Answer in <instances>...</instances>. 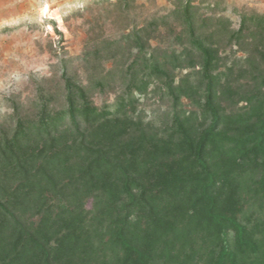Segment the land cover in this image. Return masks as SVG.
<instances>
[{"label": "trees", "instance_id": "obj_1", "mask_svg": "<svg viewBox=\"0 0 264 264\" xmlns=\"http://www.w3.org/2000/svg\"><path fill=\"white\" fill-rule=\"evenodd\" d=\"M190 11L197 64L138 36L141 70L115 105L65 76L64 108L0 123V264H264V17L230 35L253 46L235 78ZM181 68L198 70L177 83ZM153 82L172 102L164 126L137 112Z\"/></svg>", "mask_w": 264, "mask_h": 264}, {"label": "rangeland", "instance_id": "obj_2", "mask_svg": "<svg viewBox=\"0 0 264 264\" xmlns=\"http://www.w3.org/2000/svg\"><path fill=\"white\" fill-rule=\"evenodd\" d=\"M187 6L196 36L219 49L221 71L238 66L237 78L253 46L238 45L230 35L245 18L264 17V0H0L1 125L11 130L19 115L35 118L44 100L64 108L66 77L87 87L95 105H115L141 70L140 63L130 70L138 54L136 37L157 58L192 48ZM192 53L197 64L199 54ZM197 70H176V82ZM158 85L137 95V112L145 122L164 126L172 102ZM183 106L193 109L186 99ZM92 206L90 201L87 208Z\"/></svg>", "mask_w": 264, "mask_h": 264}]
</instances>
